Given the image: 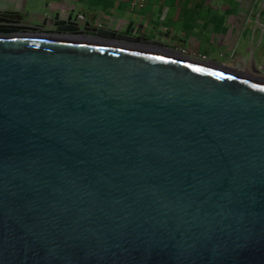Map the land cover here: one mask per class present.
<instances>
[{
    "label": "water",
    "instance_id": "water-1",
    "mask_svg": "<svg viewBox=\"0 0 264 264\" xmlns=\"http://www.w3.org/2000/svg\"><path fill=\"white\" fill-rule=\"evenodd\" d=\"M252 57L1 9L0 264H264Z\"/></svg>",
    "mask_w": 264,
    "mask_h": 264
},
{
    "label": "crops",
    "instance_id": "crops-1",
    "mask_svg": "<svg viewBox=\"0 0 264 264\" xmlns=\"http://www.w3.org/2000/svg\"><path fill=\"white\" fill-rule=\"evenodd\" d=\"M243 0H0V10H14L24 24L33 26L41 23L51 13L72 11L83 17L89 26L120 29L129 22L139 34L154 40H171L168 44L175 51L183 52L188 46H195L199 39L208 37L212 30H219L218 46L214 47L224 57V65L230 64L242 69L247 61V51L252 49L254 66L264 70V1L247 9ZM219 4L221 8H211ZM235 5L229 8L228 5ZM226 6V7H225ZM218 21V25L215 23ZM225 23L224 25H221ZM248 31L251 39H242ZM242 32V33H241ZM177 33L190 39L173 43ZM216 34L211 35L209 44L215 43ZM240 49L235 42L240 40ZM175 41V40H174ZM184 44V45H183ZM187 56L202 59L197 53ZM185 54V55H186ZM213 55V53H212ZM208 57V56H207ZM212 61V60H211Z\"/></svg>",
    "mask_w": 264,
    "mask_h": 264
},
{
    "label": "rangeland",
    "instance_id": "rangeland-1",
    "mask_svg": "<svg viewBox=\"0 0 264 264\" xmlns=\"http://www.w3.org/2000/svg\"><path fill=\"white\" fill-rule=\"evenodd\" d=\"M264 0H243L242 3L243 5L248 9L252 4L254 7H252V9H254L256 11V7L261 5V3L263 2ZM226 7V6H225ZM227 7L229 8H235L236 6L233 4V5H228ZM211 8H215V9H219L221 8V6L219 4H215V5H212ZM264 8V7H263ZM217 25H218V21L215 22ZM225 23H222L221 25H224ZM216 34V37H215V43H212V44H209V42L211 41V35L212 34ZM219 33H222V32H219V30H212L208 37H195L196 39H199V43L196 44L195 46L191 45V46H188L187 44V41H185L184 44H186V49L188 50H183V53L186 54V53H192V51H194L195 53L198 54L199 57H202L201 60L203 61H209V62H214V63H218V64H221L224 62V57L220 56L219 53L217 51H215L214 47L217 45L218 46V34ZM242 33V32H241ZM177 38H173V43H178L176 39H181L182 41H184L185 39L189 40L190 37L188 35L185 36H182L181 33H177L176 35ZM243 38L242 39H245V41H247L248 39H251V32L248 31L247 33H245L244 36H242ZM163 40H166L165 38ZM159 41L160 43L164 44V45H168L172 42H169L171 40H167V41ZM175 40V41H174ZM240 40H238L237 42H235V47H236V50L238 49V46H239V49H240ZM179 44V43H178ZM183 44V45H184ZM213 53V55H212ZM250 53V50L247 51V57ZM187 55V54H186ZM208 56V57H207ZM212 60V61H211Z\"/></svg>",
    "mask_w": 264,
    "mask_h": 264
},
{
    "label": "built area",
    "instance_id": "built-area-1",
    "mask_svg": "<svg viewBox=\"0 0 264 264\" xmlns=\"http://www.w3.org/2000/svg\"><path fill=\"white\" fill-rule=\"evenodd\" d=\"M77 19H78V20H80V21H82V20H83V17H82V15H80V14H77ZM182 54H184V53L182 52Z\"/></svg>",
    "mask_w": 264,
    "mask_h": 264
}]
</instances>
